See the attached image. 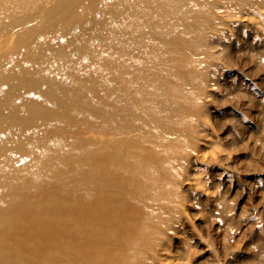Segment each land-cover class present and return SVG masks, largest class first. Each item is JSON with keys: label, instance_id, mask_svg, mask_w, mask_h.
Segmentation results:
<instances>
[{"label": "rangeland", "instance_id": "rangeland-1", "mask_svg": "<svg viewBox=\"0 0 264 264\" xmlns=\"http://www.w3.org/2000/svg\"><path fill=\"white\" fill-rule=\"evenodd\" d=\"M56 1L0 6L1 264H264V0Z\"/></svg>", "mask_w": 264, "mask_h": 264}, {"label": "bare ground", "instance_id": "bare-ground-1", "mask_svg": "<svg viewBox=\"0 0 264 264\" xmlns=\"http://www.w3.org/2000/svg\"><path fill=\"white\" fill-rule=\"evenodd\" d=\"M11 1H17V2H20V3L24 4V5H26V4H30V2L33 1V0H0V6H1V8H3L4 10H15V9H17V7L15 5H13L11 3ZM60 1H64V0H57L56 2L58 3ZM34 13L35 12H32V14H34ZM2 15L3 16L0 15V20L4 21L5 18L7 17V15L6 14H2ZM10 24H12V22ZM39 28H40V26H37V27H33L31 30L35 34L39 30ZM12 30L14 32V29H12ZM6 31H7V28L0 29V37L4 36V32H6ZM16 39H17V42L18 41H21L22 40L21 35L20 34L17 35ZM10 52H17V50H16V48L15 49L13 48V49H10ZM5 77H6V79H4V81L6 80L8 83L12 84L14 82V85L17 83L15 85L16 87H13V88L19 87L18 90H21L22 89V90H25V91H29L30 92V86H28V84L30 85V83L26 82L25 80H22L21 82L20 81H16V80H14V78L8 77V75H5ZM12 90L13 89H11V91ZM36 93H37L36 90L33 91V89H31V93H30L31 96L34 95V94H36ZM14 120L17 121V123H18V120H16V119H14ZM14 120H13V122H15ZM84 169H88V168L81 167V169L78 171V173L76 172V174H75V172L72 171L71 173H73L75 175H72L71 174L72 176L70 178L71 179L72 178H76V179H80V180L81 179L82 180H84V179L85 180H89L87 178V173H89V170H88V172L87 171L85 172ZM80 173H81V176H79ZM1 201H2V198L0 197V202ZM2 220L0 219V223L5 222V220L4 221H2ZM6 229H8V228H6ZM0 244H1V240H0ZM4 256H5V254H4V252L0 248V264H1V261L4 259ZM15 259L17 260L16 263L20 262V256L17 255Z\"/></svg>", "mask_w": 264, "mask_h": 264}]
</instances>
